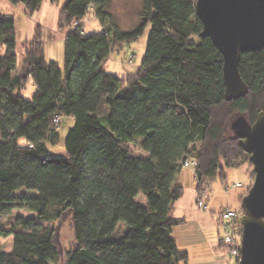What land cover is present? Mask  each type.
Returning <instances> with one entry per match:
<instances>
[{"label": "trees", "instance_id": "trees-1", "mask_svg": "<svg viewBox=\"0 0 264 264\" xmlns=\"http://www.w3.org/2000/svg\"><path fill=\"white\" fill-rule=\"evenodd\" d=\"M9 1L29 13L43 2ZM112 1L66 0L59 12L67 30L64 67L46 59L39 34L24 44L18 67L15 18L0 11V216L36 213L28 226L0 224V239L13 236L11 251L0 242V264H187L173 236L181 220L171 214L184 193L176 182L184 163L196 161L199 192L209 182L225 184L230 168L247 165L254 179L249 154L229 127L238 115L253 124L264 112V48L241 54L246 90L230 99L223 56L202 35L197 0H142L130 30L119 25ZM88 13L103 31H85ZM149 25L139 70L108 72L113 47L136 42ZM30 79L35 92L26 99ZM64 117L76 121L67 156L49 155ZM22 188L37 193L18 201L13 194ZM68 218L74 244L63 260L60 227ZM149 229L150 238L130 237ZM220 247L227 249L222 239Z\"/></svg>", "mask_w": 264, "mask_h": 264}, {"label": "rangeland", "instance_id": "rangeland-1", "mask_svg": "<svg viewBox=\"0 0 264 264\" xmlns=\"http://www.w3.org/2000/svg\"><path fill=\"white\" fill-rule=\"evenodd\" d=\"M142 0H113L112 1V10H114L118 20L119 25L124 30L133 29L135 24L138 21V10L141 6ZM66 0H43L41 7L33 13H29L26 9L21 5L12 4L9 0H0V11L2 14L7 16H12L15 18L16 28H17V41L18 47L16 53L18 55V67L22 64L24 58V44L26 42H30L36 37L38 34L40 35L41 40L44 43L45 55L46 59L51 61L58 62L62 67H64V50H65V36L67 33L66 29H61L59 26V12L61 7L65 4ZM84 29L88 33L93 32H101L103 31V25L100 22V19L96 17L95 14L88 13L87 16L84 17L83 20ZM151 25H149L144 34L136 41L131 44H124L122 49H119L117 46L113 47V51L110 56L106 60L105 69L108 72L116 74L120 77H125L130 74H134L137 72L141 66V63L144 59L146 53V47L148 43V39L150 36ZM4 53L3 49H0V54ZM35 92V85L32 79H30L27 83L26 89L24 90V97L26 99H31ZM170 96V95H169ZM167 95H159V98H168ZM239 116V115H238ZM237 118L234 117L233 120ZM232 120V121H233ZM231 121V123H232ZM74 118L64 117L62 119L61 124L59 125V131L61 135L60 142L57 145H49L48 152L49 155L52 156H67V152L65 149V139L69 128L75 125ZM229 134L234 136V131L231 128ZM21 143L25 142V139L20 140ZM137 156H146L147 153L143 151H136L134 153ZM234 169V168H230ZM241 174L244 172L245 167L241 166L236 168ZM231 176L229 175V179ZM254 181V179H253ZM253 183V182H252ZM231 184V183H230ZM220 182H217L214 185V188L220 186ZM239 186V185H237ZM252 186V185H251ZM211 185L206 183L202 186L203 188L209 189V197ZM37 193L34 190H28L26 188H22L16 192H14L13 196L18 201L25 200L20 194H26L29 196H33ZM212 196L216 197L214 193ZM209 200V199H207ZM212 200V197H211ZM215 201V198L212 202ZM210 201H208V210L211 211L212 207L210 205ZM236 208L235 206H233ZM199 209V208H198ZM200 210V209H199ZM202 211V210H201ZM240 211L243 212L241 209ZM217 213V212H216ZM216 213H213L215 216ZM36 219V213L28 211V210H14L10 215L0 216V224H10L11 221L16 220L20 223L28 226L31 225ZM218 219V217H217ZM194 228L193 223L188 224H178L173 229V235L177 237L179 240L180 246L184 245L187 242V236L189 234L190 229ZM218 237H222L223 230L218 229ZM195 236H197L198 245H206L205 244V231H197L194 232ZM153 236V230L149 229L145 232H140L136 230H131L130 237L136 238H150ZM242 236V235H241ZM13 236L9 238H2L0 242L3 245V248L7 251H11L13 249ZM208 238V237H207ZM207 241V240H206ZM60 242L62 247L64 248L63 260H66L68 251L73 247L74 244V232L72 227L71 219L68 218L60 227ZM188 245L192 244L191 241L187 243ZM224 244V242H223ZM195 243L192 244V248ZM221 248V247H220ZM223 252V253H222ZM222 258L225 257V261L223 260L222 264H236L237 260L234 257H231L229 254V249L226 251L221 248ZM194 264H202L205 261H192Z\"/></svg>", "mask_w": 264, "mask_h": 264}, {"label": "water", "instance_id": "water-1", "mask_svg": "<svg viewBox=\"0 0 264 264\" xmlns=\"http://www.w3.org/2000/svg\"><path fill=\"white\" fill-rule=\"evenodd\" d=\"M203 36L211 38L223 56V80L228 98L246 90L239 71L241 54L264 48V0H197ZM249 154L254 181L242 198V236L238 264H264V112L251 124L244 115L231 123Z\"/></svg>", "mask_w": 264, "mask_h": 264}, {"label": "crops", "instance_id": "crops-1", "mask_svg": "<svg viewBox=\"0 0 264 264\" xmlns=\"http://www.w3.org/2000/svg\"><path fill=\"white\" fill-rule=\"evenodd\" d=\"M244 167V172L241 174L236 168L227 169L228 176L225 184L220 180L209 182L212 186L208 200L211 203V211H201L198 209L197 199L199 191L197 189L195 170L192 167H184L177 175L176 182L184 188V193L183 196L175 202L171 214L175 218L180 219V224L182 225L185 223L194 224V228L190 229L187 242L184 245L180 246L179 240L173 235L179 248L186 250L189 254L187 264H194L195 262H192L194 260H200L201 262L206 260V264H222L223 260L225 261V257L222 258L221 256L223 253H221L220 248L221 237H218L217 232L218 229L221 228L218 214L221 209L225 207H230L235 210L242 209V197L245 195L249 185L253 182L249 167L247 165H244ZM229 175L231 176L230 180H228ZM217 182H220L221 185L214 188ZM214 193L216 197L212 196ZM211 197L212 200L215 198L214 202H212ZM213 213H216L215 216ZM197 231H205L206 236L204 237L206 245H200L199 247L198 238L194 233ZM190 241L192 244L195 243L193 248L191 247L192 244H187ZM202 264H205V262Z\"/></svg>", "mask_w": 264, "mask_h": 264}, {"label": "built area", "instance_id": "built-area-1", "mask_svg": "<svg viewBox=\"0 0 264 264\" xmlns=\"http://www.w3.org/2000/svg\"><path fill=\"white\" fill-rule=\"evenodd\" d=\"M88 11H92L94 9L93 5H90ZM57 121V120H56ZM59 122V121H57ZM196 161L187 160L184 163L185 167L195 166ZM209 199V189L203 188L199 192V196L197 199V206L202 211L208 210V200ZM219 221L221 224V229L223 230V235L221 237L222 241L226 248L229 249L230 256L235 259L240 258V242L242 235V216L243 212L240 210L226 208L221 210L218 214Z\"/></svg>", "mask_w": 264, "mask_h": 264}, {"label": "bare ground", "instance_id": "bare-ground-1", "mask_svg": "<svg viewBox=\"0 0 264 264\" xmlns=\"http://www.w3.org/2000/svg\"><path fill=\"white\" fill-rule=\"evenodd\" d=\"M226 208H230V207H225V208H223V209H221V210H224V209H226ZM231 209V208H230ZM219 217V216H218ZM241 226H242V222H241ZM240 247H241V242H240ZM239 247V248H240Z\"/></svg>", "mask_w": 264, "mask_h": 264}]
</instances>
